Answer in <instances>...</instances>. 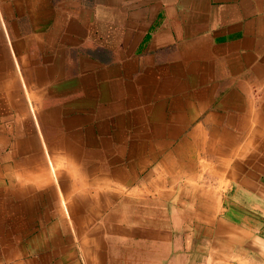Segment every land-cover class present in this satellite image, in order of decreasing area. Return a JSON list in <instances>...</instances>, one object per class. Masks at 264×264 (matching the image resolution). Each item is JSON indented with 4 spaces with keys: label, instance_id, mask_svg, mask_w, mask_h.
Here are the masks:
<instances>
[{
    "label": "crops",
    "instance_id": "obj_1",
    "mask_svg": "<svg viewBox=\"0 0 264 264\" xmlns=\"http://www.w3.org/2000/svg\"><path fill=\"white\" fill-rule=\"evenodd\" d=\"M0 264H264V0H0Z\"/></svg>",
    "mask_w": 264,
    "mask_h": 264
}]
</instances>
